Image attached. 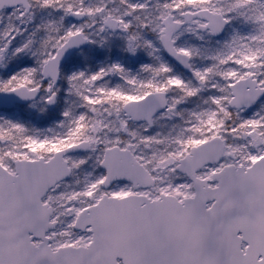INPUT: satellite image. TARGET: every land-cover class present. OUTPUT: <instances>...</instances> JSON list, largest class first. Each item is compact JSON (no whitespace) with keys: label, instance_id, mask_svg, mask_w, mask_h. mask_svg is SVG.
<instances>
[{"label":"snow or ice","instance_id":"snow-or-ice-1","mask_svg":"<svg viewBox=\"0 0 264 264\" xmlns=\"http://www.w3.org/2000/svg\"><path fill=\"white\" fill-rule=\"evenodd\" d=\"M0 264H264V0H0Z\"/></svg>","mask_w":264,"mask_h":264},{"label":"rangeland","instance_id":"rangeland-1","mask_svg":"<svg viewBox=\"0 0 264 264\" xmlns=\"http://www.w3.org/2000/svg\"><path fill=\"white\" fill-rule=\"evenodd\" d=\"M144 62H150V58L147 57L146 55L144 56ZM10 115V114H9ZM18 119H21L22 121L24 120H27L28 117L26 115H21V116H18L17 117ZM37 124V126H40V127H47V126H50L48 124H44L43 122H35ZM133 127H135L136 125L135 124H132ZM150 132L152 131L151 129L149 130Z\"/></svg>","mask_w":264,"mask_h":264},{"label":"water","instance_id":"water-1","mask_svg":"<svg viewBox=\"0 0 264 264\" xmlns=\"http://www.w3.org/2000/svg\"><path fill=\"white\" fill-rule=\"evenodd\" d=\"M136 123H142V121H135Z\"/></svg>","mask_w":264,"mask_h":264},{"label":"flooded vegetation","instance_id":"flooded-vegetation-1","mask_svg":"<svg viewBox=\"0 0 264 264\" xmlns=\"http://www.w3.org/2000/svg\"><path fill=\"white\" fill-rule=\"evenodd\" d=\"M130 124L132 125V124H134L133 122H130Z\"/></svg>","mask_w":264,"mask_h":264}]
</instances>
